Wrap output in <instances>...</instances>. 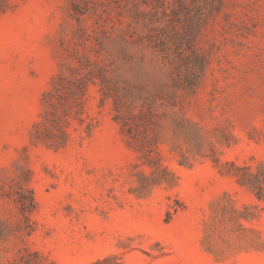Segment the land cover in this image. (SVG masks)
Segmentation results:
<instances>
[{
	"label": "rangeland",
	"instance_id": "obj_1",
	"mask_svg": "<svg viewBox=\"0 0 264 264\" xmlns=\"http://www.w3.org/2000/svg\"><path fill=\"white\" fill-rule=\"evenodd\" d=\"M0 264H264V0H0Z\"/></svg>",
	"mask_w": 264,
	"mask_h": 264
}]
</instances>
